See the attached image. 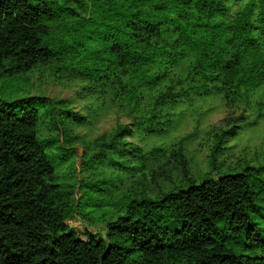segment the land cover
Wrapping results in <instances>:
<instances>
[{
  "label": "trees",
  "instance_id": "16d2710c",
  "mask_svg": "<svg viewBox=\"0 0 264 264\" xmlns=\"http://www.w3.org/2000/svg\"><path fill=\"white\" fill-rule=\"evenodd\" d=\"M37 68L90 115L29 93ZM212 102L194 166L171 135ZM0 264H264V0H0Z\"/></svg>",
  "mask_w": 264,
  "mask_h": 264
},
{
  "label": "rangeland",
  "instance_id": "374dc122",
  "mask_svg": "<svg viewBox=\"0 0 264 264\" xmlns=\"http://www.w3.org/2000/svg\"><path fill=\"white\" fill-rule=\"evenodd\" d=\"M27 79V90L29 93L36 95H46L51 98L53 101L57 102V105L67 106L74 111H78L85 115H90V112L93 111L95 105L92 104L91 100L84 98L82 85L79 84V81L70 77L69 75L61 77L60 75H54L49 69L37 68L35 71H32L28 74ZM212 105V106H211ZM189 110V109H188ZM187 110V111H188ZM195 110H199L197 107ZM186 111V112H187ZM186 114V113H185ZM227 115L224 107L217 102L206 103L201 108L200 113L193 111V109L187 112V117L185 115V120L181 126L175 129L172 132L171 137L174 134H193V139L190 144H188V149L190 150L189 154L192 157L193 165L199 166L203 160V157L207 153L206 141L210 138L208 132L210 131L212 125H220L221 120ZM180 119V117H178ZM184 118V116H183ZM183 120V119H182ZM116 119L113 114H102L98 118L92 120L90 124L78 126L76 128L77 132L86 135L88 140H92L98 134L104 132L105 130L111 129L115 124ZM263 135V130H255L250 136L244 138L237 150L242 148V144L245 142L254 149L256 144L260 145V141ZM246 137V136H245ZM249 137V140H247ZM77 153L80 154L83 151L81 144H77L76 147ZM253 154V152L251 153ZM80 160L78 158V165L80 166ZM57 171L60 176L65 175L66 167L63 165H58ZM75 175V174H74ZM97 178V175H95ZM63 183H74L76 182L70 175L68 178L65 176L60 180ZM76 196L80 197L82 192L78 191L76 188ZM117 193L113 194V197H116ZM111 200V198H110ZM105 208H101L98 212L102 213ZM69 225L75 227L77 232L82 236H86V230H92L97 232L100 230L101 226L90 225L87 220H84L80 217L69 220ZM98 223V221H97Z\"/></svg>",
  "mask_w": 264,
  "mask_h": 264
}]
</instances>
